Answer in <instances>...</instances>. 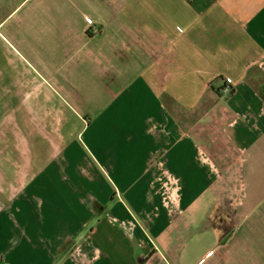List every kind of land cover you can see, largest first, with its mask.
<instances>
[{"label": "crops", "instance_id": "1", "mask_svg": "<svg viewBox=\"0 0 264 264\" xmlns=\"http://www.w3.org/2000/svg\"><path fill=\"white\" fill-rule=\"evenodd\" d=\"M0 264H264V0H0Z\"/></svg>", "mask_w": 264, "mask_h": 264}, {"label": "rangeland", "instance_id": "2", "mask_svg": "<svg viewBox=\"0 0 264 264\" xmlns=\"http://www.w3.org/2000/svg\"><path fill=\"white\" fill-rule=\"evenodd\" d=\"M70 121L71 119L69 117L68 118L66 117L65 125L62 126L61 124V128L58 131H55L54 133L50 134L49 137L50 145L48 149L56 150V151L62 150L65 147V145H67L69 141L72 138H74L78 126L74 122H70ZM29 125H31L32 128H35L36 132H38V130H40L42 126V123H36V122L29 123L25 121H19V131L24 136V138L26 137L27 132L29 133L28 131ZM40 156L41 154L36 153L35 150V152L33 153V160L35 162L44 163L43 161H37L38 159H40ZM34 161L33 164H35ZM35 165H37V163Z\"/></svg>", "mask_w": 264, "mask_h": 264}, {"label": "trees", "instance_id": "3", "mask_svg": "<svg viewBox=\"0 0 264 264\" xmlns=\"http://www.w3.org/2000/svg\"><path fill=\"white\" fill-rule=\"evenodd\" d=\"M43 124V123H42ZM36 130V129H35ZM36 133H42V126H41V128H40V130H38V132H36Z\"/></svg>", "mask_w": 264, "mask_h": 264}, {"label": "built area", "instance_id": "4", "mask_svg": "<svg viewBox=\"0 0 264 264\" xmlns=\"http://www.w3.org/2000/svg\"><path fill=\"white\" fill-rule=\"evenodd\" d=\"M164 59H166V57H164Z\"/></svg>", "mask_w": 264, "mask_h": 264}]
</instances>
